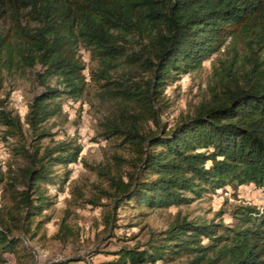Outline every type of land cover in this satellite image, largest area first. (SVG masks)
Segmentation results:
<instances>
[{"label":"trees","instance_id":"obj_1","mask_svg":"<svg viewBox=\"0 0 264 264\" xmlns=\"http://www.w3.org/2000/svg\"><path fill=\"white\" fill-rule=\"evenodd\" d=\"M82 49L98 63L93 82L108 107L97 138L132 155L90 167L108 185L95 187L112 201L107 228L130 204L155 211L227 187L264 192V0H0V127L19 160L0 167V263L11 254L32 264L24 240L48 222L39 218L59 196L49 187L60 194L70 180L57 170L81 159L83 145L56 140L48 124L63 116L64 97L79 101L87 89ZM214 56L208 100L193 116L162 121L166 88ZM32 72L43 90L23 120L9 109L4 84ZM231 216L235 227L179 211L147 249L127 244L58 264H95L101 254L98 264H264V211L241 207ZM75 234L65 218L56 239Z\"/></svg>","mask_w":264,"mask_h":264},{"label":"rangeland","instance_id":"obj_2","mask_svg":"<svg viewBox=\"0 0 264 264\" xmlns=\"http://www.w3.org/2000/svg\"><path fill=\"white\" fill-rule=\"evenodd\" d=\"M80 55L86 67L87 89L79 101L64 97L61 100L64 108L63 116L52 120L48 127L57 134L56 140L74 137L83 145L84 151L77 164L57 170L59 175L70 172V180L60 194L57 192L59 186L49 187L51 195L59 196L55 200V205L39 218H45L48 222L38 232L36 239L24 240V246L32 256V264H58L75 257L87 258L92 252L116 251L127 244L132 247L140 244V249H147L149 241L164 232L175 220L179 211L190 219L215 220L228 227H235L237 221L232 218L231 213L238 208L252 207L264 211L262 190L253 186L227 187L216 193L206 194L200 201L182 208L151 211L130 204L118 211L116 226L107 228L106 216L112 209V201L104 197V193L95 187L99 186L101 190L108 191V185L101 181L90 167L107 164L112 161V156L115 154L127 159L132 155L128 150L124 151L117 146V142L98 140L99 122L108 114V107L100 100V88L93 82V74L98 68L97 61L87 50L82 49ZM216 59L217 56H214L204 63L200 70L182 77L180 81L166 88L164 94L166 103L161 110L162 121L175 124L182 117L193 116L197 107L208 100ZM40 69L37 68L38 71ZM4 87V95L7 93L10 95L9 109L19 114L23 120L28 113V105L32 98L43 90L34 72L27 76L8 78ZM2 131L3 128L0 127V167L7 171L10 167L19 164V160L15 158L9 144L3 142ZM96 197L101 198L100 207L88 203ZM2 203H7V199H4V189L0 186V205ZM65 218L66 224L76 234L64 242L57 240L56 235ZM112 233H115L114 238H111ZM122 235L130 240L117 241L118 236L124 237ZM101 255L94 258L95 264L104 259V254ZM3 260L5 262L0 264H25L11 254L5 255ZM168 264L183 263L177 261Z\"/></svg>","mask_w":264,"mask_h":264}]
</instances>
